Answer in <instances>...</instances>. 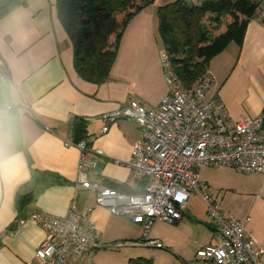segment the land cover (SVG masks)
<instances>
[{
	"label": "crops",
	"instance_id": "obj_1",
	"mask_svg": "<svg viewBox=\"0 0 264 264\" xmlns=\"http://www.w3.org/2000/svg\"><path fill=\"white\" fill-rule=\"evenodd\" d=\"M159 1L130 22L109 78L97 85L80 78L74 69L72 44L58 18L56 0H0V7L7 8L0 19V68L6 69L9 78L3 82L0 74V264H36L35 252L47 233L29 221L19 225L20 220L34 212L64 218L73 204L78 210L95 206V190L77 188L81 152L64 143L69 134L75 137L78 123L82 124V139L90 141L86 158L95 162L93 169L83 170L84 181L116 186L126 194L143 192L145 180L138 179L128 167L134 146L143 139L142 131L133 121L122 119L102 133L101 117L131 101L157 107L166 96L169 89L160 60L162 46L155 37L154 9L170 0ZM261 19L264 0L258 16L247 27L242 46L229 45L209 65L211 85L206 100L216 101L219 110L233 122L255 118L264 110ZM220 32L222 29L216 34ZM6 105L27 107L29 112L20 116L5 111ZM71 118L75 122L72 130ZM212 168L201 166L197 171L218 208L219 191L228 178L210 171L221 169L233 174V169ZM263 192L264 186H260L258 193L251 195L264 201ZM26 194H32V200L20 208L18 200ZM87 222L94 224L105 245L116 241L132 244L120 250L102 249L90 259H73L69 264H132L130 261L138 258L152 262V249L158 248L144 244L149 239L160 241L161 249L170 250L173 264H210L198 260L196 252L219 242L206 204L196 194L189 197L181 220L168 223L170 233L158 237L150 230L154 222L150 227L135 224L102 207L85 216L82 223ZM190 224H195L199 232L194 247L177 245L173 233H184ZM244 227L255 246L263 248L264 232L247 224Z\"/></svg>",
	"mask_w": 264,
	"mask_h": 264
},
{
	"label": "built area",
	"instance_id": "obj_2",
	"mask_svg": "<svg viewBox=\"0 0 264 264\" xmlns=\"http://www.w3.org/2000/svg\"><path fill=\"white\" fill-rule=\"evenodd\" d=\"M160 59L169 90L159 106L131 101L101 117L102 133L122 119L133 121L142 131L143 139L134 146L128 167L138 179L145 180L143 192L126 194L84 181L83 170L95 167V162L86 158L90 141L81 139L76 143L69 134L65 145L81 152L77 188L95 190V206L78 210L73 204L64 218L34 212L28 219L20 220L19 225L29 221L47 233L35 252L36 264H69L73 259H90L102 249L120 250L131 245L123 241L105 245L93 223H82L95 207L150 227L155 221L181 220L193 194L205 202L208 219L219 233L217 244L197 250L198 260L210 264H264V247L255 246L241 221L218 210L197 171L201 166H213L243 174H264V110L255 118L233 122L215 101L206 100L211 85L209 76L191 91L182 90L167 54L161 53ZM0 74L3 82L9 80L3 67ZM4 110L15 111L20 116L29 112L27 107L11 105H6ZM69 122L72 130L75 122L72 118ZM95 152L102 155L101 151ZM144 244L162 248L158 240L149 239Z\"/></svg>",
	"mask_w": 264,
	"mask_h": 264
},
{
	"label": "trees",
	"instance_id": "obj_3",
	"mask_svg": "<svg viewBox=\"0 0 264 264\" xmlns=\"http://www.w3.org/2000/svg\"><path fill=\"white\" fill-rule=\"evenodd\" d=\"M155 1L142 0L139 4L138 0H56L57 15L71 41L78 76L97 85L104 83L130 22ZM262 1L176 0L157 9L164 53L182 90L191 91L208 77L210 62L229 45L242 46L247 27L258 16ZM6 14L7 8L0 7V19ZM227 18L230 21L225 23ZM220 29L222 32L216 34ZM104 185L125 193L116 186ZM32 197H20L19 207H25ZM130 262L153 264L145 258Z\"/></svg>",
	"mask_w": 264,
	"mask_h": 264
},
{
	"label": "rangeland",
	"instance_id": "obj_4",
	"mask_svg": "<svg viewBox=\"0 0 264 264\" xmlns=\"http://www.w3.org/2000/svg\"><path fill=\"white\" fill-rule=\"evenodd\" d=\"M175 1L176 0L167 1L168 3L166 4L173 3ZM141 2L142 0H138L139 4H141ZM159 2H165V1L160 0ZM154 10L156 11L157 9ZM156 21H157V27H156L157 29H156L155 37L157 39V42L160 44V46H162L161 48L163 51L162 53H164L163 45L158 33V24H159L158 17L156 18ZM228 21H230L229 18L226 19L225 23ZM180 88H182V86ZM212 169L215 168L213 167ZM230 171H232L233 174L221 171V169L218 171L215 170L212 172L210 171V174L212 173V175H226L228 178L227 179L228 183L224 184V188H222L219 191L220 200L218 201V208L220 212L224 215L230 214L234 216L237 220L242 221L243 225L247 224L249 227H254L260 232H264V201H262L260 197H255L251 195V194H257L258 188L260 186H264V175H253V174L249 175L243 173L238 174V172H236L235 170H230ZM210 198L212 201V197ZM154 223H153L154 225L150 227L151 228L150 230L153 231L152 236L158 237L159 234L165 235L167 233L168 234L170 233V228L168 227L170 225L168 224V222L166 223L164 221V222H154ZM190 225L191 226L189 230H186L184 233H179V234H175V232L173 233L172 239L175 240V243L177 245L182 246L185 243L187 246L190 245L194 247L193 242L199 237V232L195 224H190ZM203 225L207 227V229L210 231V229L208 228V224L204 223ZM152 250H153V259H152L153 264H173L172 256L169 255L170 250L167 249H152Z\"/></svg>",
	"mask_w": 264,
	"mask_h": 264
},
{
	"label": "water",
	"instance_id": "obj_5",
	"mask_svg": "<svg viewBox=\"0 0 264 264\" xmlns=\"http://www.w3.org/2000/svg\"><path fill=\"white\" fill-rule=\"evenodd\" d=\"M82 124L78 123L75 126V137H74V141L78 142L82 139Z\"/></svg>",
	"mask_w": 264,
	"mask_h": 264
}]
</instances>
